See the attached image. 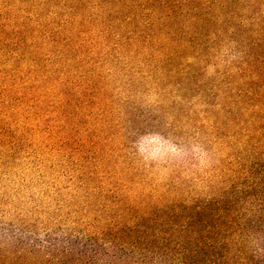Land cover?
Returning a JSON list of instances; mask_svg holds the SVG:
<instances>
[{"label": "trees", "instance_id": "trees-1", "mask_svg": "<svg viewBox=\"0 0 264 264\" xmlns=\"http://www.w3.org/2000/svg\"><path fill=\"white\" fill-rule=\"evenodd\" d=\"M116 73L130 88L204 100L225 152L215 192L175 210L115 195L93 209L76 252L71 242L0 264H264V0H0V158L35 118L40 147L93 158L82 182L108 172L124 115L101 82ZM96 107L101 123L90 126L85 109Z\"/></svg>", "mask_w": 264, "mask_h": 264}, {"label": "rangeland", "instance_id": "rangeland-1", "mask_svg": "<svg viewBox=\"0 0 264 264\" xmlns=\"http://www.w3.org/2000/svg\"><path fill=\"white\" fill-rule=\"evenodd\" d=\"M125 82L119 73L101 82L103 101L124 117L105 149L111 168L94 181L80 180L93 158L83 165L78 157H59L56 149L40 147V120L35 118L23 146L8 159L0 158V260L58 256L71 242L76 252L86 240L84 225L93 209L110 206L115 195L171 210L185 205V199L213 195L225 152L204 118V100L187 99L174 86L162 92ZM94 109H85L90 126L101 123ZM130 110L138 111L137 121L127 118Z\"/></svg>", "mask_w": 264, "mask_h": 264}]
</instances>
